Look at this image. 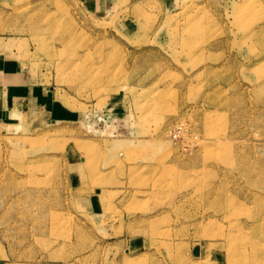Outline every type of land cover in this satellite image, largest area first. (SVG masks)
<instances>
[{
	"label": "rangeland",
	"instance_id": "rangeland-1",
	"mask_svg": "<svg viewBox=\"0 0 264 264\" xmlns=\"http://www.w3.org/2000/svg\"><path fill=\"white\" fill-rule=\"evenodd\" d=\"M0 264H264V0H0Z\"/></svg>",
	"mask_w": 264,
	"mask_h": 264
},
{
	"label": "crops",
	"instance_id": "crops-1",
	"mask_svg": "<svg viewBox=\"0 0 264 264\" xmlns=\"http://www.w3.org/2000/svg\"><path fill=\"white\" fill-rule=\"evenodd\" d=\"M5 68V67H4Z\"/></svg>",
	"mask_w": 264,
	"mask_h": 264
}]
</instances>
